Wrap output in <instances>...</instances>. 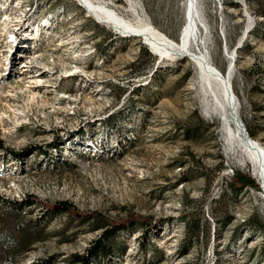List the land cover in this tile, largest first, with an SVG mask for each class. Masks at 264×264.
Segmentation results:
<instances>
[{"label":"rangeland","instance_id":"rangeland-1","mask_svg":"<svg viewBox=\"0 0 264 264\" xmlns=\"http://www.w3.org/2000/svg\"><path fill=\"white\" fill-rule=\"evenodd\" d=\"M131 1L180 40L189 0H93L134 19ZM196 13L194 49L224 74L234 53L235 128L264 147V0H199ZM197 78L190 59L161 58L82 0H0V196L38 199L23 219L47 233L18 264H72L101 235L102 222L43 206L63 200L143 219L92 264H264L260 177L203 111ZM237 170L260 190L237 189Z\"/></svg>","mask_w":264,"mask_h":264},{"label":"bare ground","instance_id":"bare-ground-1","mask_svg":"<svg viewBox=\"0 0 264 264\" xmlns=\"http://www.w3.org/2000/svg\"><path fill=\"white\" fill-rule=\"evenodd\" d=\"M89 12L99 21L113 26L116 30L132 37H141L150 49L164 59H190L198 69L195 84L201 92V106L207 116L218 119L221 129L232 149L241 147L253 164V171L260 177L264 190V147L254 138L242 136L235 128L240 113V99L233 88V71L235 68L234 53L230 57V65L226 74L213 63L210 54L194 49V29L197 23V7L199 0H189V22L179 41L157 29L147 16H142L137 3L131 1L134 19L118 15L107 5H95L93 0H82ZM6 16V15H4ZM3 16V17H4ZM7 19V18H6ZM11 34V33H10ZM13 40L17 33H12ZM26 54L24 51L20 55ZM19 55V53H18ZM22 59V58H21ZM26 69L22 73L25 75ZM41 75V72H39ZM34 76L32 82L40 81ZM241 149V150H242Z\"/></svg>","mask_w":264,"mask_h":264},{"label":"trees","instance_id":"trees-1","mask_svg":"<svg viewBox=\"0 0 264 264\" xmlns=\"http://www.w3.org/2000/svg\"><path fill=\"white\" fill-rule=\"evenodd\" d=\"M251 132L250 134H252ZM0 147L2 143L0 142ZM33 147L13 155L24 159L33 152ZM236 188L251 186L260 190V184L250 174L234 171ZM38 202V199L28 195L22 200H11L0 196V264H18V260L32 250L33 246L47 238L44 225L25 221L24 210ZM46 212L52 215L67 211L73 217L87 220L96 219L102 222L101 235L93 241L87 253H76L72 256V264H92L94 259L112 256L115 253V240L120 231L133 228L138 220L135 216L126 219L112 220L98 212L80 211L68 200L43 203ZM46 214V213H45Z\"/></svg>","mask_w":264,"mask_h":264}]
</instances>
